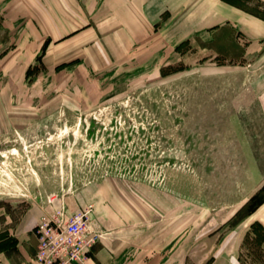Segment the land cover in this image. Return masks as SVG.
I'll use <instances>...</instances> for the list:
<instances>
[{"label":"rangeland","instance_id":"rangeland-1","mask_svg":"<svg viewBox=\"0 0 264 264\" xmlns=\"http://www.w3.org/2000/svg\"><path fill=\"white\" fill-rule=\"evenodd\" d=\"M29 32L0 19L5 249L38 252L43 220L87 208L95 263L264 264V59L213 60L200 40L96 69L71 36Z\"/></svg>","mask_w":264,"mask_h":264},{"label":"crops","instance_id":"crops-1","mask_svg":"<svg viewBox=\"0 0 264 264\" xmlns=\"http://www.w3.org/2000/svg\"><path fill=\"white\" fill-rule=\"evenodd\" d=\"M261 9L264 0H0V19L9 29L25 24L31 32L28 45L61 44L71 36L90 47L98 69L201 41L213 60L264 59ZM260 83L254 91L264 93V76ZM250 216L264 226V202ZM90 228L96 231L92 221ZM6 243L0 240V264H14V253L35 258L37 248L32 250L26 240L18 241V251L5 249ZM103 252L95 245L86 264H104L95 263Z\"/></svg>","mask_w":264,"mask_h":264},{"label":"built area","instance_id":"built-area-1","mask_svg":"<svg viewBox=\"0 0 264 264\" xmlns=\"http://www.w3.org/2000/svg\"><path fill=\"white\" fill-rule=\"evenodd\" d=\"M91 209L72 217L43 220L37 227L38 252L41 264H86L99 235L90 228Z\"/></svg>","mask_w":264,"mask_h":264},{"label":"trees","instance_id":"trees-1","mask_svg":"<svg viewBox=\"0 0 264 264\" xmlns=\"http://www.w3.org/2000/svg\"><path fill=\"white\" fill-rule=\"evenodd\" d=\"M255 225L259 226L260 228H262L264 230V226L261 223L258 222L256 224H254L253 226H255Z\"/></svg>","mask_w":264,"mask_h":264}]
</instances>
